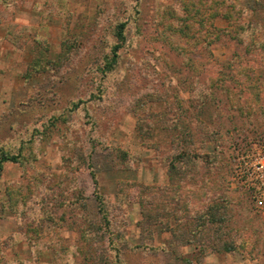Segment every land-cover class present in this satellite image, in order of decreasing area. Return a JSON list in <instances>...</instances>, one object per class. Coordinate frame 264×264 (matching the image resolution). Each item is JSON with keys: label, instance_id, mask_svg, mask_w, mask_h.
I'll return each instance as SVG.
<instances>
[{"label": "rangeland", "instance_id": "374dc122", "mask_svg": "<svg viewBox=\"0 0 264 264\" xmlns=\"http://www.w3.org/2000/svg\"><path fill=\"white\" fill-rule=\"evenodd\" d=\"M227 1L236 30L217 17L208 48L182 0H0V158L25 140L0 168V264H264L233 178L264 142V0Z\"/></svg>", "mask_w": 264, "mask_h": 264}, {"label": "trees", "instance_id": "16d2710c", "mask_svg": "<svg viewBox=\"0 0 264 264\" xmlns=\"http://www.w3.org/2000/svg\"><path fill=\"white\" fill-rule=\"evenodd\" d=\"M189 0H182V3H183V10L185 12V16L182 17V19H184V21H187L190 20L192 22H198L200 24H202V26H205L207 27L208 30H205L203 27V30H199L198 33L200 34H192V33H189V30L191 31V28L189 27V24L186 23L185 26L188 28L187 29V32L182 28V27H179L178 28V32H180L181 36H189V37H192L195 41H196V44H201V42H204V41H207V37H209V41L206 42V45L208 46V48L215 42V41H218L221 37L220 35V32H222V29L220 27H217L215 24H214V21L217 17H223L225 19L228 20L229 24H235V21L236 20V17H238V8H235V10H231V5H237L236 2H228L227 0H213L211 1L210 4H207L204 0H190V6L194 5L195 6V9L192 10V9H187L186 6L187 4H185L184 2H187ZM227 1V2H226ZM228 8V9H227ZM205 10H209V14H203V12ZM225 10V11H223ZM189 13H192V14H189ZM241 16H239L240 18ZM126 24H121L120 25V30L118 32V38L119 40L121 41L120 44L116 45L114 48H113V55L110 59H108L105 63V66H104V71L105 72H109V71H112L114 69V67L116 66V64L118 63L119 61V57H120V54H119V49L123 46V41H125V28ZM237 26V25H236ZM236 26H233L234 29L236 30ZM243 26L245 29L248 28L249 24H244V25H241ZM241 26H239L238 28V31L241 29ZM243 28V29H244ZM229 29V28H228ZM234 30V31H235ZM229 31V30H227ZM237 31V32H238ZM251 34V33H250ZM194 36V37H193ZM253 41V40H251ZM253 44V43H251ZM260 44V43H258ZM257 44V45H258ZM263 46V44H262ZM179 47V46H178ZM176 48L178 50H175L176 52H178V54L180 55H186L187 53H185V51H188V50H183L182 48ZM199 48H195V52L194 53H198L197 50ZM210 55L212 56L213 53L212 51L210 50ZM188 57V60L186 62H184V66L186 69L188 70H191L193 69V65H194V62H191L190 60L191 59H194L193 57ZM186 57V58H187ZM45 65V62H43L42 60H36L35 61V64H34V69H42ZM224 67L226 68L227 65L224 64ZM209 87H212V83H209ZM75 106H78V104H75ZM74 106V107H75ZM20 148L18 150V154L15 155V154H10V153H7V151H4L2 150L1 151V158H0V168L3 164V162H6V161H18L20 156L22 155V152H23V147H24V144H25V140L21 139L20 140ZM181 181L184 179L183 178H180ZM220 206V204H216L214 207L215 208H218ZM212 209V207H211ZM210 215V213L208 214V216ZM214 217H216V215L214 214ZM204 219H205V216H204ZM207 226L205 227L206 223H203V227H205L204 229H206V234L208 233V229H209V224L211 223H214L212 222V219H208L207 221ZM201 225V224H200ZM200 227V226H199ZM218 232H222L223 231V224H219V227H218ZM218 239V238H217ZM221 239H218L217 241H220ZM187 241V240H186ZM188 242V241H187ZM230 244L226 243V244H222V245H218V247H222L221 249H225L226 251H230L233 249L232 246H229ZM130 248H125L124 251L126 252H118L117 254V258L115 257V262H118V259L122 261V264H128V252ZM123 251V250H121ZM114 260H112L113 262ZM125 262V263H124Z\"/></svg>", "mask_w": 264, "mask_h": 264}, {"label": "built area", "instance_id": "2783aa9c", "mask_svg": "<svg viewBox=\"0 0 264 264\" xmlns=\"http://www.w3.org/2000/svg\"><path fill=\"white\" fill-rule=\"evenodd\" d=\"M233 178L251 193L255 207L264 213V142H254L238 155Z\"/></svg>", "mask_w": 264, "mask_h": 264}]
</instances>
